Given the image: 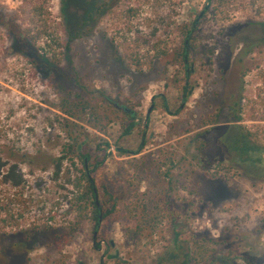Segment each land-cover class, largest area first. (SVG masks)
I'll list each match as a JSON object with an SVG mask.
<instances>
[{
	"label": "rangeland",
	"instance_id": "374dc122",
	"mask_svg": "<svg viewBox=\"0 0 264 264\" xmlns=\"http://www.w3.org/2000/svg\"><path fill=\"white\" fill-rule=\"evenodd\" d=\"M207 4L0 0V264H159L192 236L194 264H264V0L215 1L188 81ZM69 146L116 207L99 251L94 221L70 231Z\"/></svg>",
	"mask_w": 264,
	"mask_h": 264
},
{
	"label": "trees",
	"instance_id": "16d2710c",
	"mask_svg": "<svg viewBox=\"0 0 264 264\" xmlns=\"http://www.w3.org/2000/svg\"><path fill=\"white\" fill-rule=\"evenodd\" d=\"M208 4L205 8V11L202 12L197 19L194 21L192 25V29L189 30L185 34V38L183 41V49L182 52L177 55V61H179L181 64L184 65L186 70V78L189 81L190 76L192 75L193 71L190 69L189 66V60H190V53H191V41L193 39V36L195 32L198 30L199 24L201 20L204 18V16L208 13L210 8L214 5L216 0H207ZM0 22L1 24H4V15L0 14ZM18 43L20 45L25 46V50L23 52L28 53V50L30 49V44L26 42L25 40H18ZM68 48V47H66ZM37 58L42 60L44 58L43 55H39L36 53ZM32 64L36 66L40 65H47V63H43L38 61L37 59H32ZM43 63V64H42ZM47 67V66H46ZM49 67V66H48ZM47 67V68H48ZM84 109H87L88 104L83 103ZM126 115L128 116V119L130 120V124L125 127L124 133L125 135H129L132 130L135 128V114L133 111L125 108H122ZM132 120V121H131ZM69 150L71 151V154H74L73 157H71L70 161V169L74 168L77 170L76 161H80L82 165H84V171L82 172V175L80 174L79 177H77L73 184V189H75V195L73 194V197H71L70 202V208L72 212L75 213V215L78 218V225L76 224L73 227H70V231L77 230V227L82 222H85L87 220L94 221V231H93V241H94V249L96 251L100 250V245L95 243L97 241V236L99 235L101 224L103 221L107 220L110 215H112L113 210H116V207H113L112 210L103 211L102 205L99 201V186L96 181V179L91 175V172L86 168L88 163L91 162L92 158L88 155H83L80 153H77L75 151V148L72 146H69ZM65 160H68L66 156H61L57 162H59V168L60 170L56 172V174H60L61 172V166L63 165V162ZM129 219V218H128ZM129 221V220H128ZM56 230L58 228H55ZM142 230V229H141ZM193 250L189 251V247L185 249V247H181L178 244V241H175V245L173 246V250L167 253L166 256L163 257L161 262L159 264H194V262L200 263L202 259H209L208 257H205V253L207 251L205 244L207 243L204 239L196 237H191ZM188 242V246H189ZM248 264H252L251 261L246 260ZM219 262V259L217 257H211L209 264H215Z\"/></svg>",
	"mask_w": 264,
	"mask_h": 264
},
{
	"label": "flooded vegetation",
	"instance_id": "af4514ba",
	"mask_svg": "<svg viewBox=\"0 0 264 264\" xmlns=\"http://www.w3.org/2000/svg\"><path fill=\"white\" fill-rule=\"evenodd\" d=\"M186 86H187V84H186ZM186 97H187V95L184 97V100L186 99Z\"/></svg>",
	"mask_w": 264,
	"mask_h": 264
}]
</instances>
